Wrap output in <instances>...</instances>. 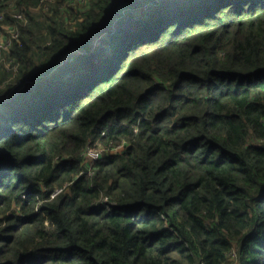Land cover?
<instances>
[{
    "label": "trees",
    "instance_id": "trees-1",
    "mask_svg": "<svg viewBox=\"0 0 264 264\" xmlns=\"http://www.w3.org/2000/svg\"><path fill=\"white\" fill-rule=\"evenodd\" d=\"M50 2L0 0V264H264V0Z\"/></svg>",
    "mask_w": 264,
    "mask_h": 264
},
{
    "label": "built area",
    "instance_id": "built-area-1",
    "mask_svg": "<svg viewBox=\"0 0 264 264\" xmlns=\"http://www.w3.org/2000/svg\"><path fill=\"white\" fill-rule=\"evenodd\" d=\"M20 17V16H18ZM16 37V35L14 36ZM10 40H6L3 44H0V48L5 49L10 45ZM111 151H113L114 149H109ZM104 152V149L102 148H98V149H87V154L86 156L89 158L90 161H95L98 158H100V155Z\"/></svg>",
    "mask_w": 264,
    "mask_h": 264
},
{
    "label": "rangeland",
    "instance_id": "rangeland-1",
    "mask_svg": "<svg viewBox=\"0 0 264 264\" xmlns=\"http://www.w3.org/2000/svg\"><path fill=\"white\" fill-rule=\"evenodd\" d=\"M43 1H46L48 4L49 3H52V2H50L51 0H43ZM56 4V3H55ZM14 17H15V15H13ZM18 17V16H17ZM18 19H19V17H18ZM97 41H98V38L96 39ZM6 41V38L4 37V35L2 34V33H0V44H3L4 42ZM97 41H96V43H97ZM1 50H2V48H0V59H1V57H2V52H1ZM84 52V50H82V49H78V50H74V51H72L71 52V55H74V54H78V53H83Z\"/></svg>",
    "mask_w": 264,
    "mask_h": 264
}]
</instances>
